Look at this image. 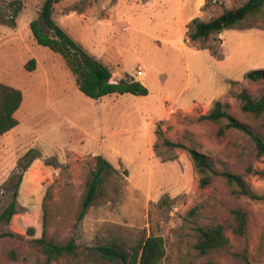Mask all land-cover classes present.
<instances>
[{
    "label": "rangeland",
    "instance_id": "rangeland-1",
    "mask_svg": "<svg viewBox=\"0 0 264 264\" xmlns=\"http://www.w3.org/2000/svg\"><path fill=\"white\" fill-rule=\"evenodd\" d=\"M12 1L0 0V82L20 89L22 101L13 114L17 124L0 135V213L17 191L16 213L0 222V264H121L103 259L96 247L111 244L129 255L149 233L164 239L161 264H244L243 254L264 264V202L234 198L220 175L200 187L188 151L170 144L205 154L218 171L243 173L250 165L256 172L246 180L264 195V154L256 156L240 131L219 136L218 124L198 119L215 101L227 102L264 139V114L243 113L235 97L242 89L264 92V79L245 77L264 70V14L191 41L192 18L207 21L246 0H59L55 22L111 77H131L148 89L93 99L77 88L63 58L31 33L44 0ZM31 58L35 68L28 70ZM97 154L116 171L104 182L107 195L80 217ZM238 205L248 212L241 236L227 223ZM214 223L225 225L229 242L200 254L195 227ZM41 236L55 243L73 238L77 248L47 261L36 242Z\"/></svg>",
    "mask_w": 264,
    "mask_h": 264
},
{
    "label": "trees",
    "instance_id": "trees-1",
    "mask_svg": "<svg viewBox=\"0 0 264 264\" xmlns=\"http://www.w3.org/2000/svg\"><path fill=\"white\" fill-rule=\"evenodd\" d=\"M59 0H44L38 17L30 21L29 27L35 41L52 51L58 53L64 60L67 68L74 76L77 88L86 96L98 99L101 96L111 93H130L134 95H147V87L139 80L131 77L120 78L117 82H111V69L94 58L83 46L70 36L52 17L53 6ZM19 3V0H13ZM19 7L14 8L16 14ZM264 14V0H246L235 8H224L222 12L207 20L194 17L188 23V37L191 41L205 40L213 34L220 33L223 29L240 23L248 18L259 17ZM42 20L51 32L44 31L39 23ZM212 54L216 55V50L209 47ZM25 68L32 70L35 68V59L31 58ZM245 77L250 80L264 79L263 69H253L246 73ZM240 103L243 113L249 114L252 118H258L264 114V92L258 96H250L245 89L235 95ZM22 101L20 89L0 82V135L10 130L17 124L13 116ZM200 120H209L218 124L217 134L223 135L227 130L240 131L248 136L255 148L256 156L264 154V139L254 131L249 125L237 119L229 112L227 102L215 101L212 108L205 114L198 117ZM174 146L185 148L193 162L194 169L199 176V186H208L213 179L220 175L225 179V183L230 194L234 198L246 197L254 201L264 202V195L253 191L246 175L256 172L251 166H247L243 173H232L229 171H218L214 162L205 154L194 148H186L181 143H170ZM95 166L88 173L85 181V190L82 195L80 217H83L87 209L97 197L107 195L104 186L106 179L110 178L116 169L102 155L94 156ZM27 166V165H26ZM26 166L23 169H26ZM17 191L13 192L12 200L0 213V222H9L11 216L16 213ZM193 214V209L188 212ZM228 227L237 236L244 235L248 226V212L242 206L232 207L227 217ZM32 230V227H29ZM226 227L222 223H214L205 226L195 227V239L193 246L200 254H209L215 250L225 247L229 242L226 235ZM46 256V260H57L66 255H72L77 244L73 238L62 243H55L46 240L44 236L36 239ZM100 256L111 262L118 260L121 264H161L165 256L164 239L160 235L148 234L139 239L131 248L128 255L125 251L116 249L111 244H100L97 247ZM13 257L15 253L13 251ZM244 264H251L248 257L243 254Z\"/></svg>",
    "mask_w": 264,
    "mask_h": 264
},
{
    "label": "built area",
    "instance_id": "built-area-1",
    "mask_svg": "<svg viewBox=\"0 0 264 264\" xmlns=\"http://www.w3.org/2000/svg\"><path fill=\"white\" fill-rule=\"evenodd\" d=\"M136 71H137L138 76H140L144 73V70H143L141 65H137Z\"/></svg>",
    "mask_w": 264,
    "mask_h": 264
},
{
    "label": "water",
    "instance_id": "water-1",
    "mask_svg": "<svg viewBox=\"0 0 264 264\" xmlns=\"http://www.w3.org/2000/svg\"><path fill=\"white\" fill-rule=\"evenodd\" d=\"M119 80H120V78H119L117 75H114V76L111 77V79H110L111 82H117V81H119Z\"/></svg>",
    "mask_w": 264,
    "mask_h": 264
}]
</instances>
